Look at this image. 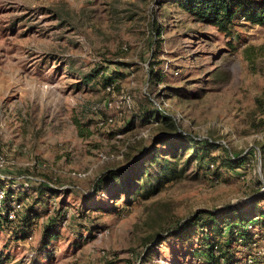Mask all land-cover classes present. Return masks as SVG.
Here are the masks:
<instances>
[{
    "label": "rangeland",
    "instance_id": "rangeland-1",
    "mask_svg": "<svg viewBox=\"0 0 264 264\" xmlns=\"http://www.w3.org/2000/svg\"><path fill=\"white\" fill-rule=\"evenodd\" d=\"M233 22L225 34L170 0H0V181L34 176L60 187L23 199L36 213L28 231L0 228V264H199L189 252L199 231L184 239L167 229L195 210L244 201L264 183V23ZM148 61L160 80L147 79ZM101 66L113 72L109 93L95 73ZM144 91L161 98L181 130L227 146L209 151L218 181L192 161L128 202L109 200L113 183L91 196L103 170L121 166L158 130L136 115ZM227 151L243 161L228 164ZM53 217L58 237L43 245ZM158 234L163 241L150 245ZM259 237L258 248L236 253L239 264L262 251Z\"/></svg>",
    "mask_w": 264,
    "mask_h": 264
},
{
    "label": "trees",
    "instance_id": "trees-1",
    "mask_svg": "<svg viewBox=\"0 0 264 264\" xmlns=\"http://www.w3.org/2000/svg\"><path fill=\"white\" fill-rule=\"evenodd\" d=\"M170 1L194 19L212 24L225 34L230 33L233 21L237 19H243L248 24L264 23V0ZM158 30L156 28V32ZM147 72V79L154 82L161 79V71L158 68L154 69L153 62L148 61ZM95 73L100 76L103 86L113 80V72L102 66L96 69ZM92 77L93 73L85 75L81 81L87 83ZM144 97L145 101L138 106L140 111L136 115L143 123L158 124V130L154 132L151 140L145 146L138 149L121 166L103 170L96 179L97 186H93L91 189V196L98 189L103 188L100 184L113 183L116 185V190L115 193L109 195V200L114 201L117 196L122 195L124 201L128 202L137 192L140 194L150 192L151 194L156 192L164 182L180 177L181 172L192 161H196V169L201 170L203 175L211 181H218L214 157L210 156L209 151L215 148L227 150V146L218 139L209 136L198 137L181 130L174 121L151 104L146 94ZM131 120L132 118L129 121L131 122ZM181 157L183 158L181 159ZM225 159L228 164L238 166L244 158L242 154H233L227 151ZM179 162H181L180 165ZM260 184L261 181L258 182L259 186ZM0 188L4 193L3 207L0 210V228L10 231L15 227L13 231L15 234L22 230L28 231L31 221L35 217L33 206L24 207L22 203L31 191L35 193L37 190L39 195L56 194L60 191L59 187L53 185L38 184L34 187L30 185L24 188L16 186L14 182L7 183L4 180L0 181ZM105 191L109 190L105 189ZM263 197L264 191H260L258 188L248 199L234 205H226L219 211L195 210L187 219L178 221L174 227L167 229L168 235L183 236L186 239L189 234L193 236V233L198 230L199 243L197 246L189 248L195 261H198L199 264H239V259L235 257L237 252L259 247L257 242L260 239V234L264 232V207L259 204ZM13 202L20 203L22 210L24 208L18 220L20 212H17L16 218L12 220L5 216ZM89 208H86V211H98L101 207ZM107 210L108 208L104 209V211ZM62 219L63 217L60 218V220ZM56 226H58V222L55 217L50 218L44 225L41 237L43 245H47L51 239L58 237ZM163 233V235L167 234L166 230ZM29 237L28 234L21 235V238ZM163 239L164 237L159 234L153 235L148 243L155 245ZM256 257L261 258L262 261H257ZM263 260L264 248L257 254L246 255L243 264H264ZM137 264H140V259Z\"/></svg>",
    "mask_w": 264,
    "mask_h": 264
},
{
    "label": "built area",
    "instance_id": "built-area-1",
    "mask_svg": "<svg viewBox=\"0 0 264 264\" xmlns=\"http://www.w3.org/2000/svg\"><path fill=\"white\" fill-rule=\"evenodd\" d=\"M112 86H113V81L106 83L104 85L105 92L106 93L111 92ZM144 93L147 95L148 99L150 100V102L153 106H155L159 111H161L162 113L167 115L172 121H174L176 123V119H177L176 116H174L173 114L166 111L165 104L161 101V98H157L158 96H156V95H150L146 91H144ZM123 98L126 100L127 103L130 102V96L129 95H126ZM103 103H104L103 106H105L106 108H110L112 105L111 100L109 98H105L103 100ZM99 121L101 124L103 122H105V123L111 122L112 116L108 115L106 117H101L99 119ZM146 133H147V128H144L139 132V135L144 136V135H146ZM100 156H102V158H107V156L103 155V154H100ZM2 161H3V156H2V154H0V163ZM75 177L81 178L83 176H75ZM15 183H16V186H18V187L22 186L24 188H26L30 185H38V184H45V185H49V186H51V185L54 186V184L51 181L44 179L43 177H34V176H16L15 177ZM259 190L264 191V183L263 182H261V184L259 186ZM3 196H4L3 189L0 188V210L3 207ZM11 205H12L11 209L7 210V212L5 213V216L9 220L15 219L16 213L20 212L21 208H22L20 203L13 202V203H11Z\"/></svg>",
    "mask_w": 264,
    "mask_h": 264
}]
</instances>
